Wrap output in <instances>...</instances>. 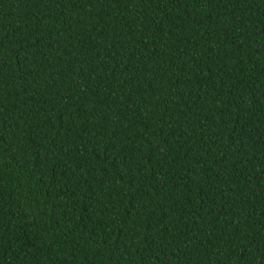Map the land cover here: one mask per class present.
Instances as JSON below:
<instances>
[{
	"label": "trees",
	"instance_id": "obj_1",
	"mask_svg": "<svg viewBox=\"0 0 264 264\" xmlns=\"http://www.w3.org/2000/svg\"><path fill=\"white\" fill-rule=\"evenodd\" d=\"M0 264H264V0H0Z\"/></svg>",
	"mask_w": 264,
	"mask_h": 264
}]
</instances>
